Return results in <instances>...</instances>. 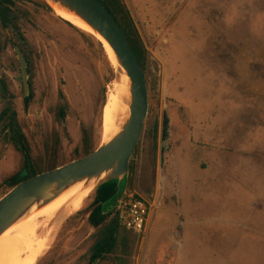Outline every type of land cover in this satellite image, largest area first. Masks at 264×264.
<instances>
[{"label": "rangeland", "instance_id": "374dc122", "mask_svg": "<svg viewBox=\"0 0 264 264\" xmlns=\"http://www.w3.org/2000/svg\"><path fill=\"white\" fill-rule=\"evenodd\" d=\"M124 2L147 51L149 110L118 193L147 198L149 221L141 234L121 229L116 253L92 262V191L80 213L41 230L52 240L36 264H264V0ZM13 15L19 31L0 22V82L33 158L45 163L56 149L67 164L78 159L83 126L103 142L104 103L120 71L94 36L54 11L17 0ZM14 43L28 60V109ZM5 103L0 91V113ZM22 159L0 124V198Z\"/></svg>", "mask_w": 264, "mask_h": 264}, {"label": "water", "instance_id": "95a60500", "mask_svg": "<svg viewBox=\"0 0 264 264\" xmlns=\"http://www.w3.org/2000/svg\"><path fill=\"white\" fill-rule=\"evenodd\" d=\"M30 1L55 13V6H57L86 23L100 35L111 47L117 61L129 77L131 99L129 113L121 130L109 141H103L94 152L87 156L19 183L0 198V238L25 217L45 208L73 187L83 183L84 186L94 183V191L116 183L117 191L113 195L115 197L118 194L116 200L111 205L107 206L106 202L103 205L104 214L116 211L127 193V189L118 193L119 185L124 180L128 184L130 162L139 144L149 110L145 71L122 28L101 2L98 0ZM99 42L105 49L104 44ZM15 51L21 63L27 95L29 93L27 61L19 46H15Z\"/></svg>", "mask_w": 264, "mask_h": 264}, {"label": "trees", "instance_id": "16d2710c", "mask_svg": "<svg viewBox=\"0 0 264 264\" xmlns=\"http://www.w3.org/2000/svg\"><path fill=\"white\" fill-rule=\"evenodd\" d=\"M16 0H0V20L2 25L7 28L11 22L12 7ZM101 2L116 22L122 28L132 48L134 49L138 61L146 73L147 51L142 41L141 35L137 29L134 19L124 2V0H98ZM102 51L105 53L103 45L99 42ZM1 91L7 98L8 102L0 113V124L8 130V135L13 146L22 154V166L18 172L9 176L4 184L11 190L19 183L35 177L46 171L53 170L63 164H59L56 149L51 151L45 163L36 161L33 158L30 142L24 133L18 119V114L14 107L13 97L9 93L8 86L4 81L1 82ZM60 95L64 98L63 93ZM32 95L25 98V107H29ZM106 104V102L104 103ZM67 105L61 104L57 109V120L63 121L66 118ZM164 133H168V118L165 119ZM81 144L76 148L78 158L87 156L94 152L100 145L98 138L88 128L82 127ZM55 143L60 145V139L57 138ZM134 170V159L130 162V172ZM117 191V184L103 186L95 191V197L88 209V222L97 229V241L92 250V262L97 260L105 261L119 249V234L121 229L126 230L120 223L116 213L104 214V203L107 202ZM130 192V190H127ZM81 211H79L80 213ZM130 232V231H128Z\"/></svg>", "mask_w": 264, "mask_h": 264}, {"label": "bare ground", "instance_id": "6f19581e", "mask_svg": "<svg viewBox=\"0 0 264 264\" xmlns=\"http://www.w3.org/2000/svg\"><path fill=\"white\" fill-rule=\"evenodd\" d=\"M55 10L59 17L101 41L114 66L120 71L118 74L121 79L114 82L107 93L108 98L102 113V136L103 141L107 142L121 130L128 116L131 99L129 77L120 66L111 47L100 35L74 15L57 6ZM84 185L83 183L73 187L51 204L25 217L3 234L0 238V264H36L38 258L49 248L52 240V230L45 234L41 233V230L50 225L52 221L64 216L69 217L82 209L85 200L95 190L94 183L89 186Z\"/></svg>", "mask_w": 264, "mask_h": 264}, {"label": "built area", "instance_id": "2783aa9c", "mask_svg": "<svg viewBox=\"0 0 264 264\" xmlns=\"http://www.w3.org/2000/svg\"><path fill=\"white\" fill-rule=\"evenodd\" d=\"M152 207V203L144 196L127 192L116 211L126 229L141 234L145 231Z\"/></svg>", "mask_w": 264, "mask_h": 264}, {"label": "flooded vegetation", "instance_id": "af4514ba", "mask_svg": "<svg viewBox=\"0 0 264 264\" xmlns=\"http://www.w3.org/2000/svg\"><path fill=\"white\" fill-rule=\"evenodd\" d=\"M17 1V0H16ZM16 1H15V5H16ZM30 1V0H29ZM32 2V1H31ZM14 5V6H15ZM14 6L12 7V15H11V22H10V25L11 24H13V8H14ZM0 22H1V20H0ZM1 25H2V23H1ZM9 25V26H10ZM3 26V25H2ZM8 26V27H9ZM13 26H14V28H15V30H17V31H19V27H18V25H16V24H13ZM4 27V26H3ZM7 27V28H8ZM5 28V27H4ZM6 28V29H7ZM19 46L18 44H16V43H14L13 44V46H14V49H15V46ZM20 47V46H19ZM20 49L22 50V48L20 47ZM16 52V51H15ZM22 52H23V50H22ZM23 54H24V52H23ZM18 56V55H17ZM24 56H25V54H24ZM25 58H26V56H25ZM18 59H19V57H18ZM26 61H27V68H28V73H29V65H28V60H27V58H26ZM20 62V61H19ZM20 66H21V63H20ZM21 73H22V69H21ZM146 74V73H145ZM22 80H23V78H22ZM2 81H4V80H1V82ZM1 82H0V91H1ZM5 82V81H4ZM6 83V82H5ZM7 85V84H6ZM23 86H24V83H23ZM9 90V89H8ZM9 93H10V91H9ZM1 94L3 95V93H2V91H1ZM11 94V93H10ZM12 95V94H11ZM32 94L30 93V81H29V93L26 95V93H25V89H24V105H25V98L26 97H29V96H31ZM3 97L6 99V103H5V106L7 105V102H8V100H7V98L3 95ZM12 97H13V95H12ZM32 98H33V95H32ZM32 100V99H31ZM30 100V101H31ZM13 102H14V98H13ZM64 104V103H63ZM5 106H4V108H5ZM29 106H30V103H29ZM14 107H15V102H14ZM3 108V109H4ZM29 108V107H28ZM27 108V109H28ZM15 109H16V107H15ZM25 109H26V107H25ZM16 112H17V109H16ZM17 114H18V112H17ZM65 120V119H64ZM2 125H3V127L6 129V127L4 126V123H1ZM6 132H7V134H8V130L6 129ZM8 137H9V135H8ZM10 140V139H9ZM62 166V165H61ZM6 180V179H5ZM4 180V181H5ZM17 186V185H16ZM113 213H116V215L118 216V214H117V211H114ZM118 219H119V217H118ZM119 221H120V219H119ZM121 223V222H120ZM122 225V224H121ZM123 226V225H122ZM124 227V226H123ZM125 228V227H124ZM126 229V228H125ZM126 230H128V229H126ZM128 231H130V232H133V233H135L134 231H131V230H128ZM97 261H99V260H97Z\"/></svg>", "mask_w": 264, "mask_h": 264}]
</instances>
